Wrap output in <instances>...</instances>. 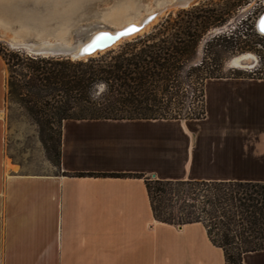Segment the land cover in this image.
<instances>
[{"label": "crops", "instance_id": "obj_1", "mask_svg": "<svg viewBox=\"0 0 264 264\" xmlns=\"http://www.w3.org/2000/svg\"><path fill=\"white\" fill-rule=\"evenodd\" d=\"M6 93L0 56V264H226L202 224L154 219L145 180L264 184V80H206L202 119L64 121L47 173L9 155Z\"/></svg>", "mask_w": 264, "mask_h": 264}, {"label": "trees", "instance_id": "obj_2", "mask_svg": "<svg viewBox=\"0 0 264 264\" xmlns=\"http://www.w3.org/2000/svg\"><path fill=\"white\" fill-rule=\"evenodd\" d=\"M239 33L231 32V39H236L226 48L232 54L254 53L259 63L249 75L235 71L230 77L264 80L263 36L242 40L246 34ZM201 37L196 31L151 33L87 61L28 56L1 45L0 56L10 72L8 94L28 97L27 109L39 127L46 156L58 166L61 128L67 120L202 119L204 105L198 113L186 107L181 75ZM210 46L211 42L206 50ZM19 68L20 73L12 71ZM212 78L220 77L209 75L204 82ZM145 184L156 221L171 226L202 224L213 245L222 249L226 264H243L245 254L264 250V184L152 179Z\"/></svg>", "mask_w": 264, "mask_h": 264}, {"label": "rangeland", "instance_id": "obj_3", "mask_svg": "<svg viewBox=\"0 0 264 264\" xmlns=\"http://www.w3.org/2000/svg\"><path fill=\"white\" fill-rule=\"evenodd\" d=\"M171 1L173 0H0V45L10 52L35 56L22 49H12L8 40L18 37L27 41H36L39 38L52 41L60 39L73 26H85L86 22L118 28L139 19L147 12L158 11L161 6ZM263 13L264 0H195L187 7L167 8L141 34L109 51L117 52L156 32L170 35L196 31L201 34L196 53L185 64L181 73L183 87L187 90L186 107L198 113L203 107L202 89L207 76L230 77L235 71L249 75L253 71L233 68L231 63L242 54H232L226 47L230 46L229 42H235L236 36L231 39V32L235 30L246 34V37H241L242 40H257V21ZM214 37L220 39L212 42ZM209 42L211 46L206 50ZM256 47L260 49L259 46ZM109 51L91 58L104 56ZM244 54H251L259 63L256 54ZM12 71L20 73L22 69ZM9 80L10 72L6 66L4 118L9 155L23 163L29 173L50 172L53 167L46 165L47 161L54 167L56 165L53 163L54 159L50 161L46 156L39 127L27 109L28 97L17 94L10 96ZM98 90L102 88L99 87Z\"/></svg>", "mask_w": 264, "mask_h": 264}, {"label": "bare ground", "instance_id": "obj_4", "mask_svg": "<svg viewBox=\"0 0 264 264\" xmlns=\"http://www.w3.org/2000/svg\"><path fill=\"white\" fill-rule=\"evenodd\" d=\"M195 0H173L167 4H164L163 6H161V8L158 11H153V12H147L145 13L143 16H141L139 19L137 20H133V21H129L127 23H125L124 25L118 27V28H110L108 26H99L97 25L95 28H90L89 31H87V33L85 34V39L84 42H77L75 45H73V42L71 39H67L66 38V33L62 35V37H60V39H55V40H49V39H42L39 38V42H28L26 41L24 38H18V37H12L9 41V43H11V45L16 46V47H23L26 51L28 52H36V53H40V54H44V53H50V52H54V51H62L63 48H68V49H72L74 50V55H77L84 46H87V44L90 42V40L92 39V37L106 32L109 33L110 35H114L116 34V32L118 31H122L126 28H128L129 26H136V27H140L143 26V29L140 32L134 33L131 36L128 37H124V38H119L118 40H116L113 44H111V46L104 48L102 50H97L95 51L93 54H91L90 56H86L84 57L82 60H87L91 57H95L98 54H103L106 51H109L113 48H115L117 45H119L120 43L126 41V40H130L133 37L141 34L144 30H146V28L148 27V25L150 23H152L155 18L157 16H159L160 14L163 13L164 10H166L167 8H171L173 7V5H176L177 7H187L190 4L194 3ZM180 5V6H178ZM264 15L261 14V16L258 18L257 21V26L260 28H262L264 30V22L261 25V21L260 18ZM38 38V37H37ZM112 41L111 38L107 37L104 38L103 40H99L97 41V43L92 46V48L90 50H88V52L93 51L95 48L97 47H104L105 45L110 44ZM251 60L252 62H257V59L253 58V56L250 54H243L241 56H239L237 59H235L231 64L232 67L235 69H240V70H244L241 67V61L242 60Z\"/></svg>", "mask_w": 264, "mask_h": 264}, {"label": "water", "instance_id": "obj_5", "mask_svg": "<svg viewBox=\"0 0 264 264\" xmlns=\"http://www.w3.org/2000/svg\"><path fill=\"white\" fill-rule=\"evenodd\" d=\"M178 6H180V5H178ZM173 7H177V6L176 5H173ZM260 21H261V25H262V23L264 22V15L260 18ZM97 25L98 24H96V23H88V22H86L85 26H81V25L73 26V27H71L66 32V38L67 39H71L72 42H73V45H75L79 41L84 42V40H86L85 39V34L87 33V31H89L90 28L91 29L92 28H95ZM138 28H139V31H137V32H140L143 29V26H140ZM256 29H257L258 33L261 36H264V30L261 27L259 28L258 26H256ZM124 30L118 31L114 35H110L109 33L103 32V33H100V34L92 37V39L87 44V46H84L82 48V50L77 55H74V52H75L74 50L68 49V48H63L62 51H54V52L52 51L50 53H44V54H40V53H36V52H28V51L27 52L30 55H35V56H42V57H64V58L71 59V60H82L84 57H86L88 55L90 56L91 54H93L97 50L100 51V50H102L104 48H107V47L111 46V44H113L119 38H124V37H128V36H131L132 35L131 34V35H128V36H120L119 38H117V36L121 32H123ZM137 32H135V33H137ZM107 37H109V38L112 39V41H111L110 44L105 45L104 47H97L93 51H90V54H89L88 50H90L92 48V46H94L97 43V41L103 40L104 38H107ZM97 38H99V39H97ZM28 42H39V40H36V41H28ZM9 45H10V47L12 49H22V50H25L23 47H16V46L11 45V43H9ZM89 46H91V47H89ZM240 63H241L240 64L241 67L244 70L251 71V70H254L257 67L258 60H257V62H252L251 60L246 59V60H242Z\"/></svg>", "mask_w": 264, "mask_h": 264}, {"label": "snow or ice", "instance_id": "obj_6", "mask_svg": "<svg viewBox=\"0 0 264 264\" xmlns=\"http://www.w3.org/2000/svg\"><path fill=\"white\" fill-rule=\"evenodd\" d=\"M137 31H139V28L138 27H136L134 25L133 26H129L127 29H125L123 32H121L117 36V38H119L120 36H128V35H131V34L137 32ZM97 39H99V38H97ZM89 47H91V46H89ZM89 54H90V52H89Z\"/></svg>", "mask_w": 264, "mask_h": 264}]
</instances>
